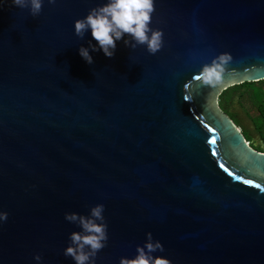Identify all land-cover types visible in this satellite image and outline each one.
Here are the masks:
<instances>
[{"label":"water","instance_id":"obj_1","mask_svg":"<svg viewBox=\"0 0 264 264\" xmlns=\"http://www.w3.org/2000/svg\"><path fill=\"white\" fill-rule=\"evenodd\" d=\"M107 0H0V264H75L66 213L105 205L109 240L96 264L163 244L172 264H264V153L223 110L224 92L264 81V0H155L156 55H115L74 24ZM127 35L124 39H128ZM98 46V45H97ZM222 53L215 89L184 86Z\"/></svg>","mask_w":264,"mask_h":264},{"label":"clouds","instance_id":"obj_2","mask_svg":"<svg viewBox=\"0 0 264 264\" xmlns=\"http://www.w3.org/2000/svg\"><path fill=\"white\" fill-rule=\"evenodd\" d=\"M11 2L15 7L28 9L30 15L36 17L43 10L44 0H11ZM48 3L55 5L57 0H48ZM155 11V0H107L103 6L90 9L85 18L75 21V35L83 40L90 29L97 44L93 45L89 41V48L79 49L80 56L90 65L94 60L89 49L92 52L102 50L106 57L112 58L118 41H123L126 47L132 49L144 46L149 54L156 55L164 47V33L151 27ZM126 35L128 39H124ZM231 62V54L222 53L210 64H205L201 71L194 75L193 81L185 84L184 100L192 101L189 92L194 83L199 89H215L222 84ZM104 212L105 205L97 204L90 209V214L87 216L76 213L65 214L66 221L82 229L71 233L70 244L64 251L65 257H71L75 264H96L98 254L107 247L109 240L108 223ZM7 220L8 213L0 211V225ZM164 251L163 244L154 241L152 233L149 232L147 242L143 246H137L135 258H121L120 264H172L171 260L163 256L153 255ZM34 259L38 264L42 261L39 254Z\"/></svg>","mask_w":264,"mask_h":264},{"label":"flooded vegetation","instance_id":"obj_3","mask_svg":"<svg viewBox=\"0 0 264 264\" xmlns=\"http://www.w3.org/2000/svg\"><path fill=\"white\" fill-rule=\"evenodd\" d=\"M236 88H238V90H235ZM256 95V93L252 94L251 89L246 88L245 84H243L229 89L223 94L220 99V104L222 106V103H224L226 106L225 108L229 109V112L237 115L242 121L239 110L237 111L235 109L233 111L232 106L234 103H252V109L250 111H248L243 104H241V108L246 112V117L252 121L253 129L251 127L247 128L244 121H242L240 128L246 136L249 145L264 153V89L260 88L259 90L261 100H259ZM235 98L239 100L237 101Z\"/></svg>","mask_w":264,"mask_h":264},{"label":"rangeland","instance_id":"obj_4","mask_svg":"<svg viewBox=\"0 0 264 264\" xmlns=\"http://www.w3.org/2000/svg\"><path fill=\"white\" fill-rule=\"evenodd\" d=\"M251 89V92L252 94L256 93L257 95V98L259 100H261V96L259 95V90L260 88H263L264 89V83L263 82H258L257 84L256 83H253L251 85H248ZM232 89V88H231ZM235 100H239L238 98H235ZM241 104H243L246 109L248 111H250L252 109V103H234V105L232 106V110L234 111L235 109L238 111L239 110V113L241 115V118H242V121H244V124L247 126V128H252V121L250 119H248L245 115L246 112H244L243 108H241ZM221 105V104H220ZM222 107V106H221ZM223 108V107H222ZM224 110V109H223ZM225 111V110H224ZM226 112V111H225Z\"/></svg>","mask_w":264,"mask_h":264},{"label":"trees","instance_id":"obj_5","mask_svg":"<svg viewBox=\"0 0 264 264\" xmlns=\"http://www.w3.org/2000/svg\"><path fill=\"white\" fill-rule=\"evenodd\" d=\"M264 83V81H263ZM253 83H246L245 86L246 88H250L248 85H251ZM257 84V83H256ZM235 90H238V88H236ZM227 92V91H226ZM226 92H224L223 94H225ZM230 92V91H229ZM232 92V91H231ZM223 96V95H222ZM222 107L223 109L234 119V121L238 124V126L240 127V125H242V121L240 120L239 117H237V115H235L234 113L229 112V109L225 108L226 106L224 105V103H222Z\"/></svg>","mask_w":264,"mask_h":264}]
</instances>
